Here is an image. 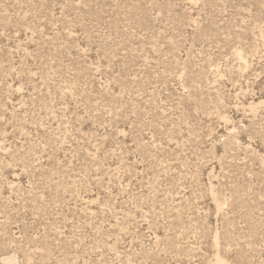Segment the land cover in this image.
<instances>
[{
    "label": "rangeland",
    "instance_id": "rangeland-1",
    "mask_svg": "<svg viewBox=\"0 0 264 264\" xmlns=\"http://www.w3.org/2000/svg\"><path fill=\"white\" fill-rule=\"evenodd\" d=\"M264 264V0H0V264Z\"/></svg>",
    "mask_w": 264,
    "mask_h": 264
},
{
    "label": "bare ground",
    "instance_id": "bare-ground-1",
    "mask_svg": "<svg viewBox=\"0 0 264 264\" xmlns=\"http://www.w3.org/2000/svg\"><path fill=\"white\" fill-rule=\"evenodd\" d=\"M213 264H225V263H223L222 261L217 259V260H215V262Z\"/></svg>",
    "mask_w": 264,
    "mask_h": 264
}]
</instances>
